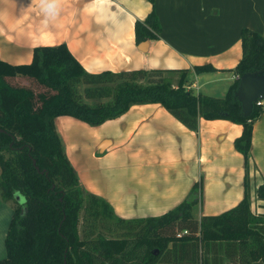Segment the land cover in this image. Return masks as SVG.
Returning <instances> with one entry per match:
<instances>
[{"label": "trees", "instance_id": "16d2710c", "mask_svg": "<svg viewBox=\"0 0 264 264\" xmlns=\"http://www.w3.org/2000/svg\"><path fill=\"white\" fill-rule=\"evenodd\" d=\"M148 1L151 10L135 21L137 45L158 39L161 31L154 0ZM240 35L242 57L228 70L237 77L217 97L187 88V69L87 72L65 43L36 46L30 63L0 58V196L15 205L0 264H264V213H251L248 162L253 124L264 108L253 101L246 116L237 94L242 75L264 74V38L249 28ZM212 71L210 64L193 67L196 74ZM145 103L161 104L192 130L200 117L243 126L233 141L245 163L244 194L236 206L195 218L199 181L164 214L124 219L80 185L56 117L96 126ZM16 194L23 201H15ZM255 195L264 201V182Z\"/></svg>", "mask_w": 264, "mask_h": 264}, {"label": "crops", "instance_id": "0c3cea01", "mask_svg": "<svg viewBox=\"0 0 264 264\" xmlns=\"http://www.w3.org/2000/svg\"><path fill=\"white\" fill-rule=\"evenodd\" d=\"M153 2L161 31L158 39L137 45L134 25L151 10L148 0H0V58L30 63L36 46L65 43L87 72L187 69V88L215 96L202 90L223 82L226 93L237 77L228 70L242 57L241 30L253 29L264 38V0ZM199 64L216 71L196 74L193 67ZM253 126L248 162L251 213L257 215L264 213V201L255 195L264 182V112ZM55 127L80 185L121 218L162 215L199 181L201 201L193 209L198 220L243 197L245 163L233 145L243 130L239 123L200 117L192 130L161 104L145 103L96 126L60 115ZM14 207L13 200L0 196V260Z\"/></svg>", "mask_w": 264, "mask_h": 264}, {"label": "water", "instance_id": "95a60500", "mask_svg": "<svg viewBox=\"0 0 264 264\" xmlns=\"http://www.w3.org/2000/svg\"><path fill=\"white\" fill-rule=\"evenodd\" d=\"M237 90L244 114L247 116L252 112L253 101L264 99V74L242 75Z\"/></svg>", "mask_w": 264, "mask_h": 264}, {"label": "rangeland", "instance_id": "374dc122", "mask_svg": "<svg viewBox=\"0 0 264 264\" xmlns=\"http://www.w3.org/2000/svg\"><path fill=\"white\" fill-rule=\"evenodd\" d=\"M258 75H261V74H258ZM19 82L23 85H28V81L26 79H22V78H18L16 80V82ZM211 86H215V88H211ZM226 86L223 84V82H217V84H213V85H208L206 86L202 91L203 92H208L209 94L212 93V94H215V96H224L225 95V88ZM236 149V148H235ZM240 152V151H239ZM241 153V152H240ZM243 155V154H242ZM244 158V157H243ZM18 203H20V200H17ZM261 206V205H260ZM256 205L253 204V209H255L256 211Z\"/></svg>", "mask_w": 264, "mask_h": 264}, {"label": "built area", "instance_id": "2783aa9c", "mask_svg": "<svg viewBox=\"0 0 264 264\" xmlns=\"http://www.w3.org/2000/svg\"><path fill=\"white\" fill-rule=\"evenodd\" d=\"M255 101H256L257 105L264 106V99L259 98V99L255 100ZM186 233H187V229H184L183 231L177 232L176 236L177 237H181V236H183Z\"/></svg>", "mask_w": 264, "mask_h": 264}]
</instances>
